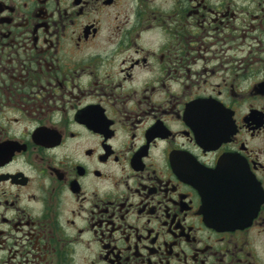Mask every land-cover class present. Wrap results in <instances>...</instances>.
I'll use <instances>...</instances> for the list:
<instances>
[{"label":"flooded vegetation","instance_id":"1","mask_svg":"<svg viewBox=\"0 0 264 264\" xmlns=\"http://www.w3.org/2000/svg\"><path fill=\"white\" fill-rule=\"evenodd\" d=\"M0 264H264V0H0Z\"/></svg>","mask_w":264,"mask_h":264},{"label":"water","instance_id":"2","mask_svg":"<svg viewBox=\"0 0 264 264\" xmlns=\"http://www.w3.org/2000/svg\"><path fill=\"white\" fill-rule=\"evenodd\" d=\"M216 172L217 173H221L222 171L219 169V167H218V169H216ZM229 205V204H228ZM226 211H228V210H226ZM229 212V211H228ZM234 216L235 215H238V217L235 219V220H231V224L232 223H237V222H239L241 219H244L245 217H246V212H243V210H241V209H239V207L237 206V209L236 210H231L230 211ZM226 221H228L229 222V220H226Z\"/></svg>","mask_w":264,"mask_h":264}]
</instances>
